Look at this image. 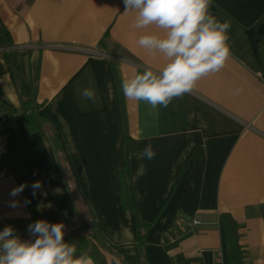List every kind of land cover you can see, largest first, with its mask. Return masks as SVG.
Listing matches in <instances>:
<instances>
[{
    "label": "crops",
    "instance_id": "obj_1",
    "mask_svg": "<svg viewBox=\"0 0 264 264\" xmlns=\"http://www.w3.org/2000/svg\"><path fill=\"white\" fill-rule=\"evenodd\" d=\"M124 10L123 0H0L11 38L0 45V104L20 108L5 60L11 52L60 144L57 152L47 132L22 123L3 130L0 230L45 220L66 232L97 218L107 241L136 255L134 217L121 203L127 163L141 216L155 217L144 239L149 264H214L217 250L228 264L221 213L237 223L242 264H264V0H212L211 14L231 23L230 57L158 110L122 94L124 79L166 62L137 43L160 30L133 28L135 13ZM85 88L95 90V103L81 95ZM125 125L136 144L127 158ZM149 143L155 158L137 159ZM193 149L203 156L191 157L174 185ZM35 181L42 188L33 196ZM21 184L28 186L10 196Z\"/></svg>",
    "mask_w": 264,
    "mask_h": 264
},
{
    "label": "clouds",
    "instance_id": "obj_2",
    "mask_svg": "<svg viewBox=\"0 0 264 264\" xmlns=\"http://www.w3.org/2000/svg\"><path fill=\"white\" fill-rule=\"evenodd\" d=\"M123 3L124 14L135 13L133 28L154 26L160 30L141 35L137 43L166 61L158 71L144 68L124 79L121 90L126 100L143 101L158 110L167 107L174 98L192 93L203 77L224 68L230 57L231 23L211 14L212 0H123ZM81 95L95 103L94 89L85 88ZM155 156L149 143L137 154V159L152 160ZM27 186L14 187L9 195L19 196ZM31 188L35 196L42 182L35 181ZM18 203L12 200L10 206L16 207ZM27 231L31 238L23 240L11 225L0 230V264H93L86 253L78 255L76 245L65 240L63 223L37 220L27 226Z\"/></svg>",
    "mask_w": 264,
    "mask_h": 264
},
{
    "label": "trees",
    "instance_id": "obj_3",
    "mask_svg": "<svg viewBox=\"0 0 264 264\" xmlns=\"http://www.w3.org/2000/svg\"><path fill=\"white\" fill-rule=\"evenodd\" d=\"M0 45L10 46V35L0 20ZM5 60L11 79L14 82L17 95L20 100V108H8L0 104V135L3 130L13 124L22 123L28 132L35 130H43L48 133L53 148L58 152L60 144L57 139L55 129L50 122L38 113L39 105L37 104L33 91H25L19 79V69L14 55L11 52L5 53ZM125 124V118L122 120ZM125 157L133 153L136 149L135 140L128 134L126 125L124 127L123 147ZM203 154L200 149H193L184 164L180 167L178 175L174 181V185L178 182L182 171L185 170L187 163L191 157L201 158ZM121 188V203L124 209L130 210L134 217L135 227V245L137 253L126 254L122 246L112 244L102 235V222L97 218H89L82 221L79 228L74 231H66L65 240L74 243L77 248V254L86 253L94 264H106L105 256L107 253L112 256L113 264H149L146 256L145 238L147 232L154 223L155 217L145 220L137 207L134 195L131 189L127 163L123 170L119 173ZM173 185V187H174ZM224 229L225 240L227 244V263L242 264L244 253L239 244V233L237 231V223L228 213L219 214Z\"/></svg>",
    "mask_w": 264,
    "mask_h": 264
},
{
    "label": "built area",
    "instance_id": "obj_4",
    "mask_svg": "<svg viewBox=\"0 0 264 264\" xmlns=\"http://www.w3.org/2000/svg\"><path fill=\"white\" fill-rule=\"evenodd\" d=\"M192 222L195 223V224L200 223V221L198 219H193ZM16 233L23 240H27V239L31 238L29 233H28V231H27V228L20 229V231L16 230ZM223 262H224V259H223L222 253H221V251L217 250L216 253H215L214 264H225Z\"/></svg>",
    "mask_w": 264,
    "mask_h": 264
}]
</instances>
